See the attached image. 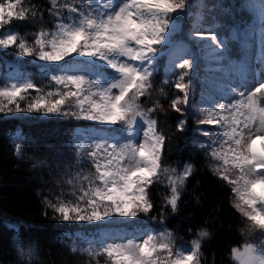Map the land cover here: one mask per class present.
I'll list each match as a JSON object with an SVG mask.
<instances>
[{"label":"snow or ice","instance_id":"6c2138e0","mask_svg":"<svg viewBox=\"0 0 264 264\" xmlns=\"http://www.w3.org/2000/svg\"><path fill=\"white\" fill-rule=\"evenodd\" d=\"M51 3L55 24L29 39L13 22L42 21V15L22 0H0V48L16 54L9 82L0 86V114L27 123L75 122L66 143L78 170L60 173L74 199L62 194L43 202L53 219L90 228L76 233L87 246L73 243L70 250L97 264L101 257L106 264H200L209 232L194 233L190 245L178 248L165 227L167 214L152 215V188L165 185L164 202L176 213L195 171L190 161L166 165L171 135L160 128L159 115L167 109L154 98L162 71V84L177 90L169 104L179 114L175 130L204 151L213 175L230 186L232 206L245 222L241 231L259 234V244L231 248L234 264H264V82L248 90L264 81V0ZM23 58L47 79V91ZM190 119L197 125L191 136ZM10 139L20 156L27 137L17 129ZM56 155L59 172L63 152ZM84 161L93 170L79 167ZM14 247L20 264L37 255L34 246Z\"/></svg>","mask_w":264,"mask_h":264},{"label":"trees","instance_id":"16d2710c","mask_svg":"<svg viewBox=\"0 0 264 264\" xmlns=\"http://www.w3.org/2000/svg\"><path fill=\"white\" fill-rule=\"evenodd\" d=\"M22 4L26 8L36 9L43 19L33 21L29 17L25 21H14L12 29L20 35L31 39L32 34L41 27L51 28L55 24V18L48 12L52 7L51 0H22ZM23 59L37 85L47 91V79H41L37 69L28 64L29 58ZM15 61L14 50L0 48V86L9 82L7 76L14 71ZM163 79L161 71L154 80V98L158 97L167 109L159 115L160 128L171 135V143L165 149L166 165L182 168L185 162L190 161L195 171L187 182L176 213H172L171 207L164 202L168 194L165 185L152 188L151 197L155 205L152 215L158 216L161 212L167 214L165 227L173 233L178 248L190 245L196 238L194 233L202 229L209 232V237L202 240L200 264H234L231 248L244 243L259 244V234L256 232L249 236L241 231L245 222L232 206L230 186L213 175L204 151L197 144L185 141V134L175 130L179 114L170 109L169 104L177 90L174 86L163 85ZM161 88L166 95L161 94ZM196 126L195 119L188 121L189 136L196 134ZM74 127L75 122L68 120L27 123L5 119L0 114V264H20L14 243L34 246L37 250V255L31 261L25 258L22 264H97L86 253H73L70 250L73 243L78 247L87 246L76 233L87 235L90 228L53 219L51 209H46L43 203L45 198L55 202L62 194L63 199H74L71 186L66 183L68 176L60 174L69 168L73 172L78 170L72 167L74 159L66 143ZM200 127L213 130V126L209 125ZM17 129L27 137L20 156L15 154L10 139ZM201 139L206 138L201 136ZM57 149L63 152V156L59 157L63 161L59 172L56 170ZM38 160L45 163L37 164ZM79 167L85 171L93 170L88 161ZM152 226L158 231L162 230L157 223ZM17 236L19 240H16ZM99 264H106L105 258H99Z\"/></svg>","mask_w":264,"mask_h":264},{"label":"rangeland","instance_id":"374dc122","mask_svg":"<svg viewBox=\"0 0 264 264\" xmlns=\"http://www.w3.org/2000/svg\"><path fill=\"white\" fill-rule=\"evenodd\" d=\"M261 82H264V81H259V80L254 81L252 84L249 85L248 90L249 91L254 90L256 87L259 86V83H261Z\"/></svg>","mask_w":264,"mask_h":264}]
</instances>
